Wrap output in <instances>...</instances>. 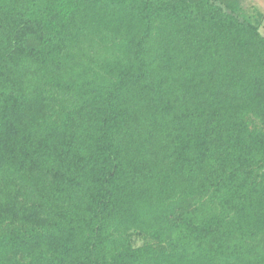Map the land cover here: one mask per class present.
Returning a JSON list of instances; mask_svg holds the SVG:
<instances>
[{"label": "trees", "instance_id": "obj_1", "mask_svg": "<svg viewBox=\"0 0 264 264\" xmlns=\"http://www.w3.org/2000/svg\"><path fill=\"white\" fill-rule=\"evenodd\" d=\"M263 25L0 0V264H264Z\"/></svg>", "mask_w": 264, "mask_h": 264}, {"label": "rangeland", "instance_id": "obj_2", "mask_svg": "<svg viewBox=\"0 0 264 264\" xmlns=\"http://www.w3.org/2000/svg\"><path fill=\"white\" fill-rule=\"evenodd\" d=\"M254 4L264 12V0H248V5ZM261 33L264 34V25L261 28Z\"/></svg>", "mask_w": 264, "mask_h": 264}]
</instances>
